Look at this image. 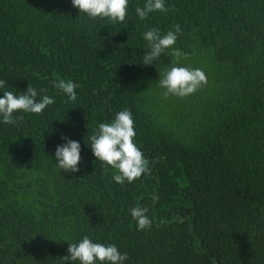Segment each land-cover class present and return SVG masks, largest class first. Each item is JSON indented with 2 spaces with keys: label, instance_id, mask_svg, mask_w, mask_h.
I'll return each mask as SVG.
<instances>
[{
  "label": "trees",
  "instance_id": "obj_1",
  "mask_svg": "<svg viewBox=\"0 0 264 264\" xmlns=\"http://www.w3.org/2000/svg\"><path fill=\"white\" fill-rule=\"evenodd\" d=\"M145 3L128 0L113 23L71 0H0V98L31 86L55 100L14 124L0 116V264H66L85 236L124 264H264V0H164L169 11L141 20ZM176 25L181 65L207 78L185 98L158 83L171 49L142 64L143 34ZM58 78L78 86L75 101ZM124 109L151 171L118 184L90 136ZM68 140L81 146L76 173L55 160ZM137 206L150 229L138 230Z\"/></svg>",
  "mask_w": 264,
  "mask_h": 264
},
{
  "label": "clouds",
  "instance_id": "obj_2",
  "mask_svg": "<svg viewBox=\"0 0 264 264\" xmlns=\"http://www.w3.org/2000/svg\"><path fill=\"white\" fill-rule=\"evenodd\" d=\"M73 7L80 13L90 18L110 19L113 23H123L128 14V0H71ZM167 12L164 0H146L143 7L136 8V14L144 20L152 12ZM180 26L176 25L174 31H168L161 35L160 30L152 28L143 34L148 42L150 51L144 55L145 66L152 65L153 61L171 49L168 54L173 57L172 66L159 73V86L164 89L165 97L175 96L185 98L200 90L207 84L205 72L200 68L182 66L180 61L187 59V55L176 49L177 34ZM5 81L0 80V88L5 86ZM59 89L69 100L77 99L76 88L71 80L57 79L53 85ZM55 100L44 95L37 100V91L28 86L26 94H16L5 91L0 98V116L5 124H14V113L42 114ZM135 123L132 112L128 109L115 114L112 122L100 123L98 130L90 136L91 151L96 160L110 166L118 174L113 175V180L118 184L125 181L132 183L144 174H149L150 161L145 158L143 152L135 144ZM64 139H67L66 137ZM81 146L78 142L68 140L63 146H57L55 160L58 167L64 172L76 173L81 162ZM157 199V197H153ZM131 216L137 223L138 230L150 229L152 221L147 215L148 208L133 207ZM69 256L63 258L66 264L79 261V264H124L128 259L127 254H121L114 244H102L93 242L85 236L78 243H71L67 249Z\"/></svg>",
  "mask_w": 264,
  "mask_h": 264
}]
</instances>
